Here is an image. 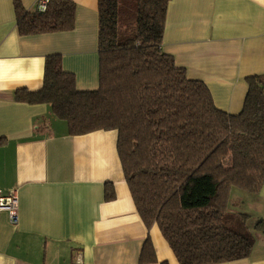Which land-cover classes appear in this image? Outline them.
<instances>
[{
	"label": "crops",
	"instance_id": "crops-1",
	"mask_svg": "<svg viewBox=\"0 0 264 264\" xmlns=\"http://www.w3.org/2000/svg\"><path fill=\"white\" fill-rule=\"evenodd\" d=\"M19 1L38 10L39 0ZM70 1L74 30L22 36L15 0H0V138L7 139L0 147V192L15 190L19 199L17 225L0 212V264H179L158 226L148 229L138 213L118 132L70 136L50 106L15 100L18 90L42 89L46 59L55 54L79 91L98 90V0ZM163 51L190 80L205 83L219 110L241 113L247 79L264 75V0H171ZM107 184L116 192L112 202L105 200ZM246 199L232 191L225 224L250 240L252 254L222 264H264V229L257 226L264 222V188L249 200L260 217L251 227L235 208ZM148 238L157 263L141 262Z\"/></svg>",
	"mask_w": 264,
	"mask_h": 264
},
{
	"label": "trees",
	"instance_id": "trees-1",
	"mask_svg": "<svg viewBox=\"0 0 264 264\" xmlns=\"http://www.w3.org/2000/svg\"><path fill=\"white\" fill-rule=\"evenodd\" d=\"M170 2L98 0V90L79 91L55 54L46 59L42 89L18 90L15 100L50 106L70 136L117 131L138 213L148 229L158 226L179 264L245 260L253 245L225 216L233 190L258 196L264 188V75L247 79L241 113L219 110L205 83L190 80L163 51ZM14 7L22 36L75 29L70 0H50L45 12H29L19 0ZM115 199L107 184L105 200ZM141 262L157 263L149 238Z\"/></svg>",
	"mask_w": 264,
	"mask_h": 264
},
{
	"label": "built area",
	"instance_id": "built-area-1",
	"mask_svg": "<svg viewBox=\"0 0 264 264\" xmlns=\"http://www.w3.org/2000/svg\"><path fill=\"white\" fill-rule=\"evenodd\" d=\"M50 0H39L38 11L45 12L47 10ZM19 199L15 190L9 193L0 192V212H5L9 216V221L12 225H17L19 221L18 217Z\"/></svg>",
	"mask_w": 264,
	"mask_h": 264
},
{
	"label": "rangeland",
	"instance_id": "rangeland-1",
	"mask_svg": "<svg viewBox=\"0 0 264 264\" xmlns=\"http://www.w3.org/2000/svg\"><path fill=\"white\" fill-rule=\"evenodd\" d=\"M242 194H244V196H245V198H248V199H246L245 200V203H243V202H241V203H238V202H235V208H236V210L237 211H242V212H244L245 214L244 215H248L250 218V220H249V223L247 224L248 226H253V225H255V223H254V221L256 220V219H260V217H258V218H256L257 217V214H254L252 211H256V208H255V206H254V202L255 201H249V200H253V199H255V197H257V196H254V195H250V194H248V193H244V192H242ZM256 200V199H255ZM243 214V213H242ZM229 216V215H228ZM227 216V217H228ZM253 224V225H251V224ZM249 235H251V236H253V234H249Z\"/></svg>",
	"mask_w": 264,
	"mask_h": 264
}]
</instances>
